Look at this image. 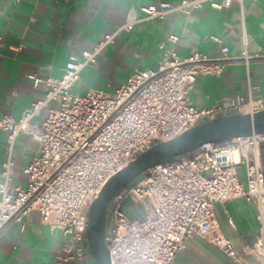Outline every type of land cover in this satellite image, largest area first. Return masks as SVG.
I'll return each mask as SVG.
<instances>
[{"label": "built area", "instance_id": "built-area-1", "mask_svg": "<svg viewBox=\"0 0 264 264\" xmlns=\"http://www.w3.org/2000/svg\"><path fill=\"white\" fill-rule=\"evenodd\" d=\"M235 2L243 12L244 0L160 2L143 7V17L132 8L125 22L106 34L93 50L71 54L61 77H33L36 86L45 85V98L26 108L20 118H0L10 152L22 133L39 144L38 155L24 169L25 187L12 183L11 155L2 165L0 233L10 223H23L27 215L38 211L44 224L67 237L63 254L54 264L83 260L90 251L87 228L91 204L115 173L155 143L168 141L195 125L224 115L263 110L264 97L253 98L251 86L247 100L237 97L228 106L199 109L190 103L197 76H220L232 59L229 47L217 36L212 39L222 45L220 57L195 52L181 58L174 49H167L158 69L134 70L113 94L102 89L73 92L81 72L97 65L99 53L121 31L143 20H162L170 12L190 14L206 4L225 9ZM169 40L176 42L178 37ZM252 57L245 51L241 58L248 63ZM51 101L58 105L50 108L42 121H33ZM263 145L264 135L209 142L147 169L109 202L106 243L111 263L172 264L188 241L198 236L235 263L243 264L245 256L251 255L264 264ZM240 166L245 167V181L237 171ZM239 198L255 206L259 222L256 242L242 252L221 233L215 214L216 203L225 207L227 201ZM127 200L140 205L144 214L130 216Z\"/></svg>", "mask_w": 264, "mask_h": 264}, {"label": "crops", "instance_id": "crops-1", "mask_svg": "<svg viewBox=\"0 0 264 264\" xmlns=\"http://www.w3.org/2000/svg\"><path fill=\"white\" fill-rule=\"evenodd\" d=\"M182 1L0 0V118H20L26 108L43 100L46 87L36 86L33 77H61L71 54L93 50L106 34L125 22L130 9L143 17V7L160 2L178 5ZM243 9L237 2L225 9L206 4L190 14L174 11L162 20H143L121 31L102 49L97 65L81 72L73 92L101 88L113 94L134 70L158 69L167 49H174L181 58L195 52L216 58L222 55L221 46L226 45L231 61L220 76H197L189 93L190 103L199 109L228 106L237 97L247 100L250 86L253 98L264 97V0H244ZM170 36L178 40L172 42ZM212 36L222 38L223 44ZM245 51L253 56L248 63L241 58ZM57 105L49 102L33 121H42ZM38 153V142L27 133L17 137L10 152L8 134L0 129V181L2 165L11 155L12 183L25 187L28 179L24 169ZM262 153L264 156V145ZM125 207L132 217L144 214L141 206L131 200L125 202ZM215 214L221 233L239 251L256 242L259 222L253 204L243 198L229 200L225 207L216 203ZM66 240L61 230L51 229L38 211H32L23 223L12 222L0 233V264H54L63 254ZM87 254L83 260L63 264H97L91 251ZM172 264L239 263L195 236ZM243 264L258 262L247 255Z\"/></svg>", "mask_w": 264, "mask_h": 264}, {"label": "water", "instance_id": "water-1", "mask_svg": "<svg viewBox=\"0 0 264 264\" xmlns=\"http://www.w3.org/2000/svg\"><path fill=\"white\" fill-rule=\"evenodd\" d=\"M252 135H264V109L255 113L224 115L195 125L168 141L155 143L115 173L92 202L88 214L87 238L96 263L112 264L106 243V230L108 205L115 194L130 185L150 167L191 153L205 143Z\"/></svg>", "mask_w": 264, "mask_h": 264}, {"label": "rangeland", "instance_id": "rangeland-1", "mask_svg": "<svg viewBox=\"0 0 264 264\" xmlns=\"http://www.w3.org/2000/svg\"><path fill=\"white\" fill-rule=\"evenodd\" d=\"M99 89H101V88H99ZM95 90V89H94ZM105 93H107V94H111V93H109L108 92V89H102ZM88 91V90H87ZM87 91H82V92H80L79 94H85ZM238 173H239V175H240V177H241V179L242 180H246V173H245V167L244 166H240V167H238ZM133 206V204L132 205H130V207H132ZM136 205H134V207H135ZM139 208H141V207H139Z\"/></svg>", "mask_w": 264, "mask_h": 264}, {"label": "bare ground", "instance_id": "bare-ground-1", "mask_svg": "<svg viewBox=\"0 0 264 264\" xmlns=\"http://www.w3.org/2000/svg\"><path fill=\"white\" fill-rule=\"evenodd\" d=\"M235 156H236V158H237V152H235Z\"/></svg>", "mask_w": 264, "mask_h": 264}]
</instances>
